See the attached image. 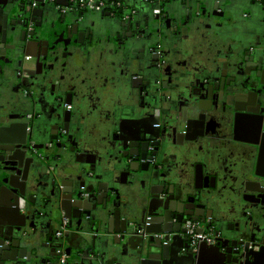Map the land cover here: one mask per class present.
Masks as SVG:
<instances>
[{"label":"flooded vegetation","instance_id":"flooded-vegetation-1","mask_svg":"<svg viewBox=\"0 0 264 264\" xmlns=\"http://www.w3.org/2000/svg\"><path fill=\"white\" fill-rule=\"evenodd\" d=\"M148 1V6L151 8L149 9L151 16L155 14L154 19L156 16H159L156 17L155 20L159 21V24L162 27V30L159 31L161 38H163V31L166 29L165 27L170 29L173 27V20L183 18L184 15L181 10L182 3H184L187 7H191L192 3V0ZM253 1L259 3L260 7H263L264 9V0ZM143 4L146 3L144 2ZM28 5L29 4H26L25 7L27 15H35V9L39 8L40 5L33 9H28ZM51 6L52 5H49L50 8H52ZM141 6L142 2L140 0H117L113 3L106 4L101 11H98L106 14L105 10H107L110 13L109 16L114 18L116 20L115 23L117 24L110 23L109 21L101 22L99 23L102 27L101 29L96 23H92L93 25H91L90 28L84 32V34L81 33V35L75 38L78 39V41L83 40L84 42H90L97 46L103 45L102 43H108L109 45H112L110 46V49L112 50V53L115 54L118 62L122 61L120 64L118 62L114 64L117 69L121 66L123 70L121 71V74L116 69L114 70L116 71V75L112 76L110 79L111 81L108 83L111 84L112 91H104V94L109 98V100L103 101L100 95L93 94L85 99L88 107L91 106L88 110L87 108H81V110L78 107H75V104L73 103L74 98L77 99L79 94L76 91H73L68 79L71 78L70 76L73 74H71L73 70H78L79 65H82L81 63L84 64L87 57L90 55V51H87L85 56L81 57L82 61H80V55L75 57L72 53L68 54V49L61 47L62 45H60L58 41L54 42L57 40L56 37H58V34L60 33V27L57 30L55 26H46L41 29L40 25L39 27L37 25L38 22L31 17V22L27 23L28 30H24L23 36L25 35V37L32 39L35 37H31V35H29L30 33L45 32L39 41L48 42V54L47 57H44L42 47L41 51H39V49L36 50L32 46L30 48L31 55H24V53H22L18 48V45L21 43L19 38L13 39V42L9 45L14 49H8V51H14L15 53V55L11 56V58H18L17 60H20L18 62L19 69L17 71L16 78H14L16 82L11 85L12 89L19 94L20 100H18V103L11 104V107L8 105V117L10 119L13 117L15 118L11 120L12 122L6 124V126H11L12 123L18 124L19 122V126L22 125V127L26 130V139L24 143H17L15 147L18 151L24 153L25 155H29L30 158L38 161L43 167L42 170H45L46 173L50 174L52 172L54 173L55 165L51 161L53 156H61V158L68 156L71 160L72 157L69 156V150H72V148H70V146H75L76 141L78 140L81 141L83 146L93 142L94 140H98L99 145L97 147L98 152L95 163L100 166L106 165V163L110 160H112L111 162H116V164L122 160L120 157L123 152L121 150L117 152V148H115L114 144V141L117 138L126 139L127 143L128 139L130 143L140 142L142 146H133V150H139L140 148L141 154H143L146 150L149 151V154H158L153 163L150 165L148 176H142L141 179L137 180L133 184L145 187V189L149 188L151 195L154 196L159 193L158 185L162 181V178L161 180L158 179L160 176L155 172V167H157L158 170L165 169V171H170L169 177L167 178L169 184H174L176 186L177 183H182L183 178L185 177V171H189L193 173L192 178H194V185L190 182L188 183L192 188H194L193 191L196 192L198 189L204 187H213L214 184L211 181H206L205 178H203L205 175L204 173H209V169L207 168L203 173L200 168L204 163V159L208 158L207 155H212V160L210 158H208V160L212 162L210 166L213 172L217 173V177L221 178V183L223 182L224 184H227L230 179H235L236 181L237 178L234 176L233 171H230L231 174L233 173V176H221V172L223 173L225 171L224 169H229L228 166H232L233 163L228 165L226 164L224 168L220 167V164L218 166L217 163H220L218 162L219 158H221L220 155H216L215 150L208 149L209 146H211L210 141L221 140L223 141V145L229 142L230 150L228 149L229 151L227 150V152H225L227 155L222 157L224 160L234 159L230 161H234V165L236 166V160H238L236 158H238L239 154L237 149L239 148L237 145L238 143L234 142L236 125L232 119L226 117V114L222 112V108L218 109L216 112V108L207 109L206 105L201 108L200 105L199 115H206V121H204V119L199 120L200 124H198V126H192L190 132V134L196 138L193 142V144L196 145V149L192 148L190 156L191 158H196L197 161H194L189 164L188 167H185L180 162V159H178V154L181 153L180 150L182 149L180 144L185 143L178 134L182 132L185 133V123L183 122H185V120H189V115L185 117L184 114V111L188 109V99L189 97L198 95L197 92H201L202 94H204V92L206 93L205 84L202 83L201 79L212 81L214 76L211 77L210 73H207L206 71H203L201 74H197L192 79L188 75H185L186 73H183V68L189 65V63L185 60L177 58L176 55L180 52L175 45L170 47L167 43H160L157 44L156 48H154L153 45L152 48L154 49L150 48V50H148L147 39H150V37H147V35L150 33L148 31L150 29L152 17H150L147 21L140 18L138 13L140 8H142ZM169 8H171V10H169ZM58 11L63 14V16H65L64 14L73 12ZM187 12V15H191L189 11ZM188 20L189 18L182 20L181 22L179 21V23L187 24ZM52 22L53 20L50 21V24H52ZM84 23L85 26H87V22ZM84 23H81L82 25L80 24V26L83 27ZM226 24L227 22L224 18L221 22L219 21L214 23V35H218L221 39L219 41L215 40L214 37L212 39L218 43L222 41L232 44V42H234L232 39L235 37H231L229 34L230 32H227L229 27L228 24ZM109 25L111 26V29L109 32H106L104 27ZM97 26L100 29H96ZM185 29L186 27H183L181 32L183 33ZM218 30H221V32ZM246 30L249 32L248 29ZM117 31H120V33L117 34ZM91 35H93L92 38ZM180 35L181 34H179L178 37L179 41L181 40ZM94 37L96 39H94ZM250 39L252 40L251 36L245 40L246 43L249 44H246V50L248 46H251L252 48L258 47L256 43H253L255 45L251 44L249 41ZM0 52H2V50H0ZM229 53L230 52L228 50L225 52L226 57ZM130 56L132 58H130ZM154 56H158L159 58H154ZM27 57L31 58L29 67H26ZM224 59L226 58L219 59L222 63L221 71L224 70ZM72 62L75 66L71 69L72 66L70 67V65H72ZM131 63H133V66L135 67L133 70L130 67ZM240 64L241 67L238 72L241 75L239 78L237 77L236 85L244 83L249 85L248 89L255 87L256 90L260 91L259 94L264 96V85H260V79H256L258 72L252 71L255 66H253V64L250 65L249 63L243 64L241 61ZM29 72L42 73L39 75H37V73L34 75L35 78H32L29 77ZM239 87L240 88L236 90L237 93L246 88H241V86ZM68 94H73L71 105L66 104ZM21 97L27 102V105L22 103ZM205 98L206 97L202 96L200 99ZM18 107L20 108L18 109ZM13 108H17V110L15 111ZM67 111L70 112L71 117L77 116L80 122L77 121L74 124H68L69 122L66 120ZM219 113H221V115ZM157 119L160 120L159 123L156 121ZM3 120L4 117L0 114V122ZM81 120H85L90 124L87 132H85L83 125H81ZM44 125L50 126L49 132L51 133V140L41 143L37 138V132L42 130ZM172 125L175 127L183 125V129L178 132H174L172 130V135H170L166 132V129ZM4 128L7 127L0 125V129ZM147 128L149 132L147 131ZM129 129H131V131ZM95 130L101 132L98 139L94 135ZM238 134L243 137L241 129ZM149 139L151 140L150 143L156 145L150 148L145 146V144L148 143L147 140ZM169 141L174 144L170 145ZM230 141H232L233 144ZM104 143H110L111 145L105 147ZM223 145L222 147H225V145ZM21 146L22 149H20ZM79 149L80 147L77 150ZM126 151L127 149L124 150L125 153ZM54 152H56V155L53 154ZM134 152V154H136V151ZM76 158V161L80 160V157ZM97 168L99 167L97 166ZM0 171L2 172V170ZM238 172L240 171L238 170ZM116 180L123 184L124 178H122L120 174L116 177ZM129 182L130 179H128L127 183ZM2 184L3 183L0 180V187ZM27 197L30 198L29 195H27ZM219 203L222 204L221 201H219ZM20 207L23 210H27L26 214H28V205L25 207L23 202V206ZM253 208L255 207L252 206L251 209ZM30 211H32L30 217H32L33 220L29 221V225L31 224L30 227L35 228L36 223H34V221L36 222L38 220L36 218L38 214L33 207L30 208ZM259 214L260 213H256L255 211L253 216L259 217ZM249 215L250 216H248V218H251V214ZM227 216H229V213L226 217ZM184 220L186 223L189 222L188 218H184ZM197 222L200 223V221ZM232 224L235 225V231L238 230L239 226H241V224H236V221L232 222ZM203 225L204 224L202 223L200 226L202 229L204 228ZM224 228L225 227L223 226V229ZM59 232H61V236L57 235ZM66 234V230L58 231L56 233V237L60 240V251L64 248L65 251L69 253L70 251L66 250L64 245ZM12 241L13 240H11V242ZM11 242L9 243L10 245ZM2 243L4 244V242ZM162 244L166 245L168 242L163 241ZM4 248L5 246L2 247V250H4ZM70 262L71 260H69L66 264ZM58 264L60 263L58 262Z\"/></svg>","mask_w":264,"mask_h":264},{"label":"crops","instance_id":"crops-1","mask_svg":"<svg viewBox=\"0 0 264 264\" xmlns=\"http://www.w3.org/2000/svg\"><path fill=\"white\" fill-rule=\"evenodd\" d=\"M25 1L26 0H0V9H3L4 15H6L5 19L0 15V36L3 30L9 34L6 44L10 45V43L13 42V39L19 38L21 43L18 45V48L23 53L24 50L28 49L27 43L29 41L37 42L38 40H41V37L32 39L26 37L25 40H23L24 30H28L27 23L31 22V17L40 24L41 29L45 28L46 26H55L57 30L60 27V33L58 34V37H56L57 40L54 42L58 41L60 45H62L61 47L68 49V54L72 53L75 57L80 55L79 58L80 61H82L81 57L85 56L87 51H90V55L87 57L84 64L81 63L82 65H79L78 70H71V74H73L70 76L71 78L68 79V82L71 84L69 85L72 86L71 88L73 91H76L79 94L77 99L74 98L73 103L75 104V107H78L79 109L87 108L88 110L91 106L88 107L85 99L93 94H98L101 96L103 101H108L109 98L104 94V91H112L111 84L108 83L111 81L110 79L112 76L116 75V71L114 70L116 69L118 72H120V74L123 70L121 66L117 69L116 65H114L116 62H118V60L110 49V46L112 45H109L108 43H102L103 45L97 46L90 42H84L83 40H79V42L78 39L75 38L81 35V33L84 34V32H86V30L89 29L94 23H96L102 29L99 23L108 21L112 22L116 20L109 16L110 13L107 10H105L106 14H103L98 10H92L91 8L90 10L86 9L83 11L77 9L71 13L64 14L65 16H63V14H61L58 10L59 7L67 5V0H56L54 4L41 3L39 8L35 9V15H27ZM93 1L97 3V6L101 3L105 5L110 4L117 0ZM140 1L142 2V8H140L138 16L146 21L150 17L154 18L155 14L152 13L153 15L151 16V12L149 10L151 9L148 6L149 1ZM144 2L146 4H143ZM49 5H52V8H50ZM213 5H218V8L216 9ZM228 6H233L234 9L231 10L232 8ZM199 7L200 9H198ZM169 10H171V8H169ZM181 10L184 16L180 19V22L187 18H189V20L187 21V24L179 23L176 34L178 37L179 34H181V40L174 45L180 52L176 55L177 58L180 60H185L187 63H189V65L183 68V73H186L185 75H188L191 79L197 74L203 73V71L212 73V65L209 63L213 61L216 63L215 67H219L221 70L222 63L219 61V59L223 58V56L217 54H220L219 51L221 50L219 49L222 41L217 43V41H219L221 38H219L218 35H214L215 31L213 30V25L215 22H221L223 18L219 19L220 17H217L216 12L219 13L226 11V13H230V17L224 19H226L228 24L229 28L227 32H230L229 34L231 37H240L242 38V41L244 40L245 36H248V38L250 36L252 37V40H249L250 43H256L258 47L249 49V53L251 55L253 54L254 56H259V53L264 51V9L263 7L258 6V4H252L249 0H192L191 7H187L184 3H182ZM187 11H189L191 15H187ZM51 20H53L52 24H50ZM84 22H87L86 24L88 27L85 26ZM244 22H246L245 24H247V26H245V24L243 25ZM81 23H84L83 27L80 26ZM98 26L96 29H100ZM183 27H186V29L182 33L181 31ZM165 28L166 29L163 31V36H170V34H172L171 28ZM245 28H247L249 32L244 30ZM218 31L221 32V30ZM245 31L246 33L244 34ZM118 33H120V31H117V34ZM213 37L217 41H214L212 39ZM4 44L5 43L0 42V46ZM6 52L8 60H1L0 58V114L2 117H4V120L0 122V125H4L5 127L9 128L10 126H6V124L12 122L11 120H13L15 117L12 119L8 117L7 107L8 105L11 107V104L18 103V100H20L19 94L16 93L11 86L14 84V82H16L14 78H16V74L19 69L18 62L20 60L18 61V58H11V56L15 55L14 51L7 50ZM130 58L132 57L130 56ZM243 62L245 63L246 61ZM118 63L120 64L122 61H119ZM246 64H248V62H246ZM74 66V63L72 62V65H70L71 69L74 68ZM252 71H256V66ZM201 80L202 83H210V85L215 81V79H213L211 82L207 79ZM22 103L27 105V102L23 99ZM214 105L215 104L213 103V106ZM19 108L20 107H18V109ZM212 108L215 109L217 107ZM249 108H253V106H250ZM13 110L16 111L17 108H13ZM78 119L79 118L77 116H72L68 124H74L77 121L80 122ZM81 121V125H83L85 132H87L90 124L85 120ZM19 124L20 123L18 122V126H15L13 130L9 129L6 133L5 131L0 132V170H2V172L5 173L7 177L14 175L17 169H21L23 171L21 175V181L24 182L27 180V191L30 193L28 195H32L30 200L35 202V204H31L30 207H33L37 211L38 215L36 218L39 221H34V223H36L35 228H30L29 230L33 240L35 241V247H21L22 249H27L29 258L25 257L23 259H19L17 263L13 264H58L60 240L56 237V233L61 231V229L64 227L66 228L65 230L67 232L64 245L66 250L70 251L71 255L73 256L71 262L68 264H139L140 260L143 258L147 259L148 262L146 261V264H158L157 259L149 258L150 256L161 254V247L157 245L156 240H153L157 238H152V240L150 238L143 239L142 237L131 234L129 232V225H123L121 222L125 219L124 215H121V218L118 220L115 218L114 214L107 216L108 213L104 218L100 217L99 215L95 217L94 209L91 207L92 205H90L93 203L86 205L81 204V201L84 203V201L89 199L91 193L93 192L91 189L92 187H90L89 183L87 182L86 175L88 174L89 176H92L94 173H96L97 166L99 167L97 169H102L103 166L97 165V163H95L98 152L97 147L99 145L98 140H94L85 146H83L81 141L78 140L76 141L75 146H70V148H72V150H69V156L72 157L71 160L69 159L70 164L68 163L63 165L60 163L61 159L58 156H53L51 161L60 170L58 171L59 173L57 177L59 186L56 184L51 185L54 179L51 181L50 179L52 178L48 177V173L45 172L47 176L43 174V167L40 165V163L35 159L30 158L29 155H25L24 153L18 151V149L15 147L17 143L23 144L26 139V130L24 127H22V125L19 126ZM13 125L15 124L12 123V126ZM42 128V130L37 132V138L41 143L51 140V133L49 132L50 126L44 125ZM100 134L101 132L95 130L94 135L97 137V139ZM210 144L211 146H209L208 149L215 150V154H219L221 157L218 161L220 163H217L218 166L220 164V167L224 168L226 164L228 165L233 163L232 166H228L229 169H224L225 171L223 173L221 172L222 177L223 175L233 176L234 173V176L237 178L240 176L238 170L244 172L246 167V171H249L252 168L251 165L254 163L255 166L257 163L258 154L256 149L254 150V153L249 152L247 155L241 154V152H239L238 158H236L238 160H236L235 166L234 161H230L234 159L224 160L222 157L227 155L225 152H227L228 149L230 150V146L222 147L223 141L221 140L210 141ZM78 145L80 147L79 150H77L79 148ZM110 145V143H104L105 147ZM20 149H22V146ZM140 152L141 151L139 148V150H136L135 155L139 156ZM53 154L56 155V152ZM76 157H80L81 159L76 161ZM208 158L212 160V155H208ZM191 160L197 161L196 158H191ZM71 162L79 163H77V166L76 164H71ZM7 164H11L12 166H10L8 169H2L3 167H6ZM80 166L84 167V175L80 177L77 174L73 175L71 170L73 169L74 171H78V167ZM109 168H111V165ZM230 171H233V173L231 174ZM2 172L0 171V175ZM262 172L264 171L262 170ZM192 177L193 173L185 171V182H190L194 185V178ZM222 184L224 183L222 182L221 186ZM225 185L227 187L226 192L228 193L229 191V195L227 197L225 194L226 192L224 191V195L221 196V202L226 208H229L231 189H234L238 183H236L235 179H230ZM120 188L124 194H133L135 196V198L131 200L136 209L143 206L141 199L142 194L144 197L151 196L149 188L145 189V187H141L137 184H120ZM193 189L194 188L191 187V191H193ZM79 191H81V193H79ZM76 195L78 198H76ZM55 196H59L60 198L64 197L65 210L60 208V198L58 197L59 199L57 200L55 199ZM6 198H9V200L7 201ZM11 198L12 196L9 193L0 194V224L6 221L5 217L7 216L4 214L5 211L12 207L14 208V206H11L10 204V202L13 200ZM161 198H163V196ZM77 204L83 207H79ZM20 206H23V198L19 199V209L21 214H26L27 210L21 209ZM101 209L102 207H98V210ZM86 211L88 213L91 212V215H85L84 212ZM138 211L141 210L137 209L133 216L136 219H140L142 216L141 212ZM248 211L252 212L250 213L252 216L254 215L255 211L256 213H260V210H256V208L251 210L249 209ZM52 212L55 213L53 217H51ZM113 212L114 211L112 210L111 213ZM191 217L193 218V215ZM215 217L216 216H213V219L208 218L205 223L207 225L212 223ZM228 217H230V223L235 221L239 222L241 220V217L239 220L238 216L234 217L229 215ZM188 220L197 222L193 219ZM198 221H200L201 225L204 223L201 221V219ZM176 222L177 220L175 219L172 221V224H176ZM206 224L203 226H206ZM212 228L215 227L212 226ZM226 232L230 234L233 233V231L230 230H227ZM256 235L255 232L252 231L249 236L247 235V240L256 237ZM220 236L222 237V233ZM115 237L119 239V243H116ZM159 238L162 239V237ZM182 238H185V236H182ZM223 238H228L229 241L232 239L229 237ZM14 239L15 237H11L9 240H5L4 244L0 243V264H4L2 254H9L8 251H3L2 247L9 246L11 240ZM84 240L87 241L86 245H83L85 242ZM176 245L178 248L180 245L179 242ZM185 253L186 252H184V250L181 251V253L178 254L179 258L177 255H174L169 260L164 261V264H183V262L180 261V257L186 256Z\"/></svg>","mask_w":264,"mask_h":264},{"label":"water","instance_id":"water-1","mask_svg":"<svg viewBox=\"0 0 264 264\" xmlns=\"http://www.w3.org/2000/svg\"><path fill=\"white\" fill-rule=\"evenodd\" d=\"M249 1L252 4H258V6H260V4L256 3V1ZM213 6L216 9L218 8V5ZM228 7L232 8L231 10L234 9L233 6ZM198 9H200V7ZM216 13L217 17L220 18L230 17V13H226V11ZM0 15L5 19L6 15H4L3 9H0ZM155 19L152 18L150 29L148 31L150 33L147 35V37H150V39H147L148 50H150L153 45L154 48H156L157 44L160 43H167L170 47H172L179 41L176 32L180 21L179 19L181 18L173 20V27L171 28L172 34H170V36L164 35L163 38H161V35L159 34L162 27L159 24V21H156ZM110 23H115V21ZM245 23L246 22H244L243 25ZM37 25L39 27L40 24L38 23ZM245 26H247V24H245ZM104 29L106 32H109L111 26H105ZM246 29L247 28L244 30ZM43 33L45 32L30 33L29 35H31V37L39 38L44 35ZM8 36L9 34L3 30L0 36V42L5 44L0 46V50H2V52H0L1 60H8L6 51L8 49H14L6 44ZM23 37V40H25V35ZM92 37L93 35H91V38ZM247 38L248 36H245L242 41V38H238L236 36L234 39L231 38L234 40L232 44H229L228 42H222V45L220 44V55H222L223 58H226L224 59V70L221 71L219 67H215L216 63L214 61L209 63L212 65V73H210V76H214L213 79H215V81L211 85L210 83H205L206 93L204 92V94H202L201 92H197L198 95L189 97L187 103L188 109L184 111L185 117L189 115V120H185V122H183L185 123V133L181 131L182 133L178 134L183 142H185L184 144H180L182 149L180 150V155L178 154V159H180V162L185 167H188L189 164L194 162V160H191L190 151L192 148L196 149V145L193 144L196 138L190 134L191 128L195 125L198 126V124H200L199 120L204 119V121H206V115H199L200 105L201 108L206 105L207 109L217 107L215 109L216 112L218 109L222 108V112L226 114V117L232 119L236 125L234 142L238 143V152L247 155L249 152L254 153V150H257L258 156L256 165L254 166L253 163L251 165V170L246 171L247 169L245 168L244 172H239L240 176L237 177L236 180L238 185L235 186L234 189H231L232 194H230L229 208H226L224 204L219 203V201H222L221 196L224 195V191L226 192L227 187L225 184H222L221 186V178L217 177V173L213 172L210 166L212 162L208 160V158H205L206 160L204 159V165L202 164L200 168L203 173L204 170L207 168L209 169V173H204L205 175L203 178H205L206 181H211L214 184L213 187L200 188L196 192L191 191V186L188 182L184 181L185 177L183 178V182L177 183L176 186L174 184H169L167 178L169 177L170 171H165V169L158 170V168L155 167V172L160 176L158 179L161 180L162 178V181L158 185L159 189L157 188L159 193L156 196L151 195L150 197H144L142 195L141 199L143 206H141V208H137L141 210L138 212H141L142 216L140 219L133 217L137 209L131 199H134L135 196L133 194H124L120 188L121 183L116 180V177L121 174V177L124 178L123 184H133L137 180L141 179L142 176H148L150 165L153 163L158 153L149 154V151L146 150L143 154L139 153V156H137L134 154V151L136 150H133V146L141 147L142 145L140 142L130 143L129 139L128 143L126 139L120 138H117L114 141L117 152L120 150L123 152L120 157L122 160H120L118 164H116V162H111L112 160H110L106 163V165H103L102 169H96V173L92 176H89L88 174L86 175L87 182L90 187H92L91 189L93 192L91 193L89 199H85L86 201H84V203L81 201V204L86 205L93 203L90 205H92L91 207L94 209L95 217L99 215L104 218L108 213L107 216L114 214L115 218L118 220L121 218V215H124L125 219L121 222L123 225H129V232L131 234L142 237L143 239L150 238L152 240V238H157L153 240H156L157 245L161 247V254L153 255L149 258L157 259L158 264H164V261L169 260L174 255L178 256V254L183 250L186 252V256L180 257V261L183 262V264H264V172H262V170L264 171V96H261L259 94L260 91L256 90L255 87L248 89L249 85L244 83H239L237 84L238 86L236 85V79L241 75L238 72L241 67L240 61L243 64L248 62L250 65L253 64V66H256V71L258 72L256 79H260L259 84L264 85V51L260 52L259 56H254L253 54L251 55L248 50L252 47L248 46L247 50L245 49L247 44L245 43V40H247ZM94 39L96 38L94 37ZM27 46L28 49L23 51L24 55L30 56V48L33 46L34 49H39V51H41L42 47L43 56L47 57V41H30L27 43ZM227 50L230 53L226 57L225 52ZM158 56H154V58H159L160 56ZM243 61L246 62L244 63ZM133 65V63L130 65L132 70L135 68ZM41 73L42 72H29L28 75L29 77L35 78V74L39 75ZM209 81L211 82V80ZM239 86H241V88H246L237 93L236 90L240 88ZM202 96L206 98L200 99ZM72 99L73 94H68L66 104L71 105ZM213 103L215 104L214 106ZM250 106H254V108H249ZM219 114L221 115V113ZM66 116V120L69 122L71 118L69 111L66 112ZM156 121L158 123L160 122L159 119ZM16 125L17 124L13 126L11 125V128L0 129V132L5 131L6 133L9 129L13 130ZM182 126L175 127L172 125L166 129V132L172 135V130L174 132H178L183 129ZM240 129L243 132V137L238 134ZM129 130L131 131V129ZM147 131L149 132L148 128ZM150 141V139L147 140L148 143H146L145 146L150 148L156 145L150 143ZM230 142L233 144L232 141ZM169 144L171 145L174 143L169 141ZM224 145L228 147L230 143L228 142ZM126 149H128V152L126 151L125 153L124 150ZM59 157L61 159L60 163L63 165L69 163L68 156L64 158H61V156ZM77 163L71 162V164L76 165ZM110 165L111 168H109ZM10 166L12 165L7 164V168L3 167V169H8ZM82 167H78V171H74L72 169L71 173H73V175L77 174L79 177L84 175V167ZM42 171L43 174L46 175V171ZM58 171L60 170L55 166L54 173L52 172V174H48V177L52 178L50 179L51 181L54 179V182L52 181L51 185L56 184L59 186L57 178L59 173ZM22 173L23 171L21 169H17L14 175H11L10 177H7V175L3 172L0 177V180L3 183L0 187V194L9 193L12 196L11 199H13L10 204L11 206H14V208L12 207L5 211L4 214L7 216L5 217L6 221L0 224V243L5 240H9L11 237H15L12 241L13 243L11 242L10 247H5L3 250L9 252V254H2L4 264H13L17 263L19 259H23L25 257L29 258L27 249H22L21 247H35V241L29 232L31 228L29 221L33 220L32 217H30L31 212L33 211H30V205L35 204V202L30 200V198H27V195L30 193L27 191V180L24 182L21 181ZM128 179H130L129 183H127ZM79 193H81V191H79ZM225 194L228 197L229 194L227 192ZM31 196L29 195V197ZM162 196L163 198H161ZM55 197L57 200L60 198L59 196ZM20 198L24 199L23 202L25 207L28 205V214L23 215L20 213ZM76 198H78L77 195ZM6 200L8 201L9 198H6ZM59 204L60 208L65 210L64 197L60 198ZM251 205L254 206L256 210H260L259 217H254L252 215L251 218L246 217L250 216L249 214L251 212L248 210L251 209ZM78 206L83 207L81 205ZM98 207H102V209L98 210ZM112 210L114 211L113 213H111ZM228 213L230 216H238L239 220L241 217V220L236 222V224H241L238 230H234L235 225L229 222L230 217H226ZM84 214L90 216L91 212L88 213L86 211ZM51 215V217H53L55 213L52 212ZM192 215L193 218L191 217ZM213 216H216L213 220L214 223L212 222L207 225L205 223L206 220L208 218L213 219ZM185 217H191L188 219H193L195 221L201 219V221L204 222L203 224H206V226H203L204 228H201L200 232L213 233L216 237V244L208 245L206 243H201L193 250L190 240H188L185 236ZM175 219L177 220L176 224H172V221ZM222 225L225 227L224 229ZM212 226L216 229L212 228ZM226 229L233 231V233L230 234L226 232ZM252 231L255 232V235L257 234L256 237L247 240V235L249 236ZM221 233L222 237L220 236ZM182 236H185V238H182ZM159 237H162V239ZM223 237H229L232 239L229 241L228 238ZM115 241L116 243L120 242L116 237ZM163 241L168 242V244H162ZM178 242L181 246L179 245L177 248L176 244ZM84 244L86 245L87 241H85L83 245ZM146 261L147 259L143 258L140 260L139 264H146L148 262Z\"/></svg>","mask_w":264,"mask_h":264},{"label":"built area","instance_id":"built-area-1","mask_svg":"<svg viewBox=\"0 0 264 264\" xmlns=\"http://www.w3.org/2000/svg\"><path fill=\"white\" fill-rule=\"evenodd\" d=\"M56 0H31L30 4L28 5V9H33L40 5V3L46 4H54ZM93 0H67V5L59 7V10L65 12V11H74V10H86L90 8L92 10H101L105 7V4L101 3L100 5H97ZM31 63V58L27 57L26 58V67H29ZM201 224L198 222L194 221H189L184 225V228L186 230V237L190 240L191 242V247L196 249L201 243H206L208 245H215L216 244V237L214 236L213 233L209 232H200L201 230ZM61 229V231H65ZM58 236H61V232L57 234ZM72 255L68 252L65 251L63 248L60 251V264H66L69 260H72Z\"/></svg>","mask_w":264,"mask_h":264},{"label":"trees","instance_id":"trees-1","mask_svg":"<svg viewBox=\"0 0 264 264\" xmlns=\"http://www.w3.org/2000/svg\"><path fill=\"white\" fill-rule=\"evenodd\" d=\"M30 1H31V0H26L25 2H26V4H30ZM40 4H41V3H40Z\"/></svg>","mask_w":264,"mask_h":264}]
</instances>
